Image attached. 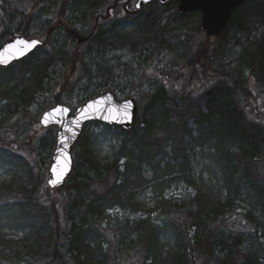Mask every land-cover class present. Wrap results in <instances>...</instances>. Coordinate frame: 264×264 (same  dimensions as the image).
I'll return each instance as SVG.
<instances>
[{"label":"trees","instance_id":"trees-1","mask_svg":"<svg viewBox=\"0 0 264 264\" xmlns=\"http://www.w3.org/2000/svg\"><path fill=\"white\" fill-rule=\"evenodd\" d=\"M0 1V45L15 36L28 38L33 20L31 11H20L9 5V2ZM46 1L32 0V4L40 5ZM134 2L135 0H113L112 3L108 0H59L58 19L42 38L45 43L25 59L0 68V104L6 103V107H10L19 102L18 106L22 108L30 105L34 91L46 79L56 59L55 52L51 50L53 48L48 49L47 45L50 33L57 28H61L74 42L76 37L86 38V43L93 48L89 53L94 54L93 63L97 66V79L100 81L109 78L110 72L107 74L103 67L107 65V58L115 61L112 56L114 54L127 55L138 61L143 56L146 60L154 51L159 52L160 55L152 61V65L155 66L158 78L164 80L149 95L146 104L140 109L138 107L134 126L128 131L105 126L123 137L114 164L110 167L101 166L90 157L86 125L74 146L79 150L78 154L73 155L72 150V173L64 186L56 191L60 192L66 184L86 190L89 199L83 205L85 211L93 215H97L100 209H118L132 216L141 211L137 201L140 195L148 190L155 193L161 190L163 180L156 179V176L163 169L162 165L167 163L168 172H175L174 176L180 182L194 190V196L185 211V219L175 215L163 227H153L146 213L145 218L136 221L133 226L126 224L129 227L125 230L127 235L141 236L144 257L149 263L203 264L210 261L214 264H251L254 260V264H264V256L254 253L261 249L251 245L254 252H243L242 239L250 234V227L255 223L249 212L242 214L237 218L238 222L231 224L232 230L227 229L234 212L231 204L242 201L241 189L246 188L247 194H250L246 199L249 207L252 204L250 199L258 195L257 190L261 188L264 191V184L259 183L258 176L251 170L253 162L264 156L261 125L248 121L241 108L235 104L234 88L224 83L228 80L234 85L235 81L231 75L217 69L210 49H197L180 66L169 65L167 68L170 69L162 72V50H166L168 46L165 36L170 32L172 17L183 19L188 15L176 13L175 1L164 5L152 2L141 11H135ZM70 8H79L87 12L91 19L94 18V23L85 36L79 35L66 22L65 16ZM107 10H110L108 17ZM170 10L171 14L164 18ZM252 20H264V0H251L239 7L232 14L224 33L234 26L235 21L243 25ZM248 50L250 55L253 52V62L244 60V63L253 69L254 74L264 79V40L259 39ZM62 57L66 67V52ZM179 71L183 74L191 71L198 77L206 74L208 80H218V84L196 96L179 93ZM66 85V82H62L60 90L63 91ZM243 90L245 88L242 87L241 93ZM94 96L96 95L89 98ZM6 107L1 111L2 115ZM54 143L53 138L49 145ZM190 147H206L212 153L211 164L205 170L209 175L214 172L221 177V187L228 195L223 203L212 198V186L194 183L190 166H186V163L190 164ZM19 160L22 167L20 175L0 181V222L9 230L26 231L27 237L10 238L0 231V264H65L64 255L56 240L58 229L60 230L56 204L53 201L48 203V195L41 197L34 193L37 182L28 176L27 163ZM75 166L82 168V178H77L78 173L73 175ZM144 167H148L154 177L145 179ZM90 174L94 177H90ZM73 179H78V182L72 185L67 183ZM160 204L165 208L169 206L168 202ZM252 205L258 215V208L255 204ZM257 221L259 223L254 226L262 227L264 236V223L259 219ZM191 227L197 229L194 235L189 232ZM221 229L230 232L226 237L216 235V231ZM162 234L173 239L172 248H165L160 243L158 239ZM68 235L72 253L70 260L73 264H114L118 261L110 254L111 243L89 225L85 228L79 224L74 225ZM19 250L23 252L22 255L15 254ZM261 254H264V249ZM20 255L27 259L25 263L20 261Z\"/></svg>","mask_w":264,"mask_h":264},{"label":"rangeland","instance_id":"rangeland-1","mask_svg":"<svg viewBox=\"0 0 264 264\" xmlns=\"http://www.w3.org/2000/svg\"><path fill=\"white\" fill-rule=\"evenodd\" d=\"M5 1L20 11H31L33 20L29 27L28 38L45 37L49 27L54 25L58 19L59 0H47L40 5H33L32 0ZM108 1L112 3L113 0ZM175 11L177 13V10ZM67 12L65 18L68 25L79 32V35L85 36L91 29L94 18L91 19L86 14L87 12L85 13L79 8H70ZM170 14L171 10L164 18ZM199 22L200 13H193L183 19L172 17L170 32L165 36L168 46L166 50H162L164 59L161 71H168L170 68L167 66L169 65L180 66L197 49H210L212 61L216 63L217 69L221 73L231 75L235 81L234 85L228 80L224 82L226 86L234 88L235 104L241 108L248 121H254L261 125V135L264 136V79L254 74L253 69L244 63V60L249 63L253 62V52L250 55L248 49L253 47V44H256L259 39L264 40V20H252L243 25H240L239 21H235L234 26L223 35L210 39L200 31ZM47 48L55 52L56 59L47 73L46 79L34 91L30 105L22 108L18 106L19 102L10 107H6V103L0 104V114L6 107L3 111L4 114L0 115V181H7L20 175L22 167L18 163L19 159L27 163L28 176L37 182L34 193L41 197L48 195V203L53 201L56 204L57 221L60 228L56 240L60 246L61 254L64 255L65 264H73L70 260L72 253L68 245V236H70L68 232L72 226H78V224L82 228L89 225L90 228L98 230L102 238L111 243L110 254L113 258L118 259L114 264H150L144 257L141 236L138 234L127 235L125 230L129 227H126V224L133 226L136 221L144 219L146 213H148L150 224L153 227H163L166 222L173 220L175 215L185 219V211L194 196V190L180 182L178 177L174 176L175 172L169 173L166 169L167 163H164L163 169L156 176V179L163 180V186L160 191H157L158 193L148 190L138 197L137 201L141 208L139 213L130 216L118 209H100L97 211V215L86 212L83 205L89 199L86 190L72 188L67 184L60 192L48 188L47 169L55 147V143L54 145H51L52 143L49 145V143L50 140L52 142L53 138L55 139L57 129L54 127L43 129L39 120L45 111L57 104L56 102L74 111L79 105L91 99L90 96H97L98 92L100 95L111 91L119 101L132 96L139 109L142 108L149 95L155 92L159 83L164 80L158 78L155 66L152 65V61L157 59L160 53L154 51L146 60L143 56L138 61L127 55L114 54L112 55L115 58L114 62L111 58H107L105 62L107 65L103 64L107 74L110 72L109 78L100 81L97 79L93 63L94 54L89 53L93 51V48L86 41L82 44L75 39L74 42L61 28H57L53 33H50ZM65 52L67 55L65 57L66 67L63 65L64 57H62ZM72 60L73 65L71 66ZM206 76V74H201L198 77L191 71H187L186 74L179 71L177 75L179 93L196 96L197 93L207 91L218 84V80H208ZM62 82L67 84L63 91L60 90ZM242 87L245 88L243 93H241ZM85 134L90 157L101 166L110 167L113 165L115 156L122 145L123 137L112 129H106L100 123L88 124ZM78 152L79 150L73 148V155H77ZM211 154L206 147L204 149L190 147L188 157L191 176L196 182L212 186V198L223 203L228 195L221 187V177L212 172L211 175L214 176L212 178L205 170L211 164ZM251 170L258 176L259 183L264 184V156L253 162ZM82 171L81 167L75 166L73 175L78 173L77 178H82ZM143 174L147 180L154 177L148 167H144ZM89 176L94 177L93 174ZM77 182L78 179H73L67 183L72 185ZM257 194L255 198L250 199V203L255 204L258 208V215L253 205L250 204L249 207V203L246 202L250 195L247 194L246 188L241 189L240 200L242 201L231 204L234 217H230L227 229L232 230L231 224L247 212L255 221L250 227V234L242 239L244 242L243 252L247 250L249 253L254 252L251 245L256 249H264L263 228L254 226L259 223L257 219L264 223V191L259 188ZM161 202H168V208L161 206ZM241 221L243 220L241 219ZM0 231L10 238L27 237L26 231L24 233L9 230L2 222H0ZM189 232L194 235L197 229L191 227ZM229 232L226 229H221L215 234H222L226 237ZM158 240L165 248L173 247V239L168 235L162 234ZM261 250L254 253L263 257L264 254H261ZM15 254L22 255L23 252L19 250ZM21 255L19 259L25 263L27 259L25 256L21 258ZM253 262L254 260L251 264H254ZM203 264L214 263L209 261L203 262Z\"/></svg>","mask_w":264,"mask_h":264},{"label":"water","instance_id":"water-1","mask_svg":"<svg viewBox=\"0 0 264 264\" xmlns=\"http://www.w3.org/2000/svg\"><path fill=\"white\" fill-rule=\"evenodd\" d=\"M172 0H135L134 8L136 11H141L142 8L152 2L166 4ZM177 3V12L180 15H187L192 12H199L200 31L207 37H217L221 35L227 28L231 15L237 8L251 0H173ZM116 5V3L114 4ZM139 5V6H137ZM109 13L107 11L106 17ZM86 39L77 38V41H85ZM32 41H37L35 46ZM44 41L39 39H26L22 36L14 37L0 45V68H6L15 62H19L33 53L38 47L43 45ZM130 102L128 117L123 114V109L120 107ZM92 104L91 108H87V112L79 115L77 122L79 128H75L76 134L70 136L64 144H61V137L68 135L62 131L63 125L60 123L64 120L65 114L62 110L67 108L69 114L75 115L77 110L85 109L87 105ZM60 108L61 111L56 112L54 109ZM138 107L136 101L132 97H128L119 101L112 92H105L93 99L79 105L74 111L63 105H56L53 108L45 111L39 120L42 128L56 127L55 147L50 159V164L47 170V186L51 190H56L62 187L73 170L72 148L79 140L84 126L87 123L97 122L110 127L119 128L125 131L130 130L136 120ZM47 114V115H46ZM66 145V146H65ZM55 169V175H53ZM55 179V184H50L51 180Z\"/></svg>","mask_w":264,"mask_h":264},{"label":"snow or ice","instance_id":"snow-or-ice-1","mask_svg":"<svg viewBox=\"0 0 264 264\" xmlns=\"http://www.w3.org/2000/svg\"><path fill=\"white\" fill-rule=\"evenodd\" d=\"M137 6H139V5H137ZM31 43L33 46H35L37 44V41H32ZM129 105H130V102H128L124 105H121L120 107L123 109V114L126 117H128V119L130 121V116L128 113ZM91 107H92V104L90 103L89 105L86 106L85 109L77 110L75 115L69 114V110L67 108H64L62 110L67 115L65 116L64 120L60 121V123L63 125L62 131L68 133V135H64L61 137V140H60L61 144H64V141H66L70 136H73L76 134L75 128H79V126H80V124L77 122L78 116L85 114L87 112V108H91ZM53 111L59 112V111H61V109L57 108V109H54ZM73 126H75V128ZM52 171H53V175H55V169H53ZM55 182H56L55 179H53L49 183L55 184Z\"/></svg>","mask_w":264,"mask_h":264},{"label":"bare ground","instance_id":"bare-ground-1","mask_svg":"<svg viewBox=\"0 0 264 264\" xmlns=\"http://www.w3.org/2000/svg\"><path fill=\"white\" fill-rule=\"evenodd\" d=\"M95 71L97 72V66H95ZM107 92H111V91H107ZM128 97H130V96H128ZM127 97V98H128ZM126 99V98H125ZM96 124H97V122H95ZM101 124V123H100ZM104 125V124H103ZM186 166H190V164H188V163H186ZM194 183L196 184V185H203L201 182H196V181H194ZM51 190V189H50ZM159 195V194H158Z\"/></svg>","mask_w":264,"mask_h":264}]
</instances>
